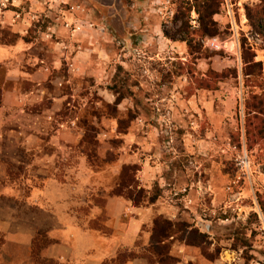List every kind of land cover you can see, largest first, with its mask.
Listing matches in <instances>:
<instances>
[{"label": "rangeland", "instance_id": "1", "mask_svg": "<svg viewBox=\"0 0 264 264\" xmlns=\"http://www.w3.org/2000/svg\"><path fill=\"white\" fill-rule=\"evenodd\" d=\"M89 1L41 6L44 31L62 7L84 8L91 27L79 29L91 30L74 41L76 62L52 30L47 51L32 48L25 60L22 51L9 67L25 74L8 82L16 97L0 109V191L26 199L45 189L50 207L74 212L106 237L102 248L136 256L133 264L155 260L154 222L168 234L160 257L173 264H264V139L248 135L252 96L264 91V0H218L210 37L194 31V10L184 15L193 0ZM163 30L192 34L194 48ZM16 38L0 26L1 41ZM4 76L0 67V85ZM112 198L123 205L110 215ZM47 243L39 238L32 261L25 249L20 261L40 264ZM7 246L0 235V253Z\"/></svg>", "mask_w": 264, "mask_h": 264}, {"label": "crops", "instance_id": "2", "mask_svg": "<svg viewBox=\"0 0 264 264\" xmlns=\"http://www.w3.org/2000/svg\"><path fill=\"white\" fill-rule=\"evenodd\" d=\"M59 1L68 2V0ZM87 2L90 1L87 0ZM44 3H48V0H10L9 9L0 7V26L3 28L7 27L17 37L14 41L9 42L0 40V67L5 69L4 82L0 85L1 99H3L0 109L5 107L7 99L14 100L16 97L15 89L9 87L8 82L14 81L13 83H15V80H18L17 77H23V74H25L24 72H19L16 75L17 77L10 76L9 67L12 65L13 60H19L20 58L17 55L21 54L22 51H24L22 52L24 55L22 57L25 60L30 55L28 50L32 48L42 51L46 50L44 47L48 43L47 36L49 31L55 30L60 33L59 37H62L60 41L55 42V45L65 47V52L71 53L69 55L70 59L72 58L76 62L81 56L80 51H78L81 45H77L74 41L81 40V32L87 33L88 30H91V28L87 29V31L79 29V25L83 23H88V26L91 27L90 22L83 21V18H85L84 13H82L84 8L80 11L78 10L80 6L77 5L78 9L75 10L76 12L68 14L65 7H62L63 15H57V19L48 16V18L51 17L52 19L47 24L46 31H44L41 29V22L44 18L41 11ZM81 16L83 18H80ZM64 22H66L65 28L63 27ZM33 30L36 32L37 37L33 40L30 38L25 40V35ZM73 50L75 53H73ZM42 51H39L41 53L40 57L36 58V61H39L38 67L40 69L44 63ZM34 74H38V71H35ZM26 79L29 80L27 77ZM203 95L200 97L201 102L205 101ZM0 126L2 127L1 121ZM43 190L41 192L31 191V194L26 199H18L11 196L14 194L10 192L11 188L0 191V235L4 244H8L7 252L0 253V264H30L23 260L20 261L21 257H23L22 250H26V258H23L25 260L31 258L32 261V257H34L33 245L39 238H43L48 242L41 250L40 261H38L40 264H49V262L55 264H101L116 257L118 251L116 252L115 250L111 253L101 247L106 241V237L99 236L87 224L79 222L74 212L67 210L69 213L67 211L58 213L56 208L53 209L48 204L47 193L45 189ZM39 201L45 203V205L36 204L40 203ZM119 205L122 206L123 203L118 198L108 199V213L112 215L113 208L117 209ZM18 206L20 214L17 212ZM24 207L27 210H24ZM122 235L124 234L122 233ZM124 241L127 244V239H124ZM135 260L136 258H133L123 264H133Z\"/></svg>", "mask_w": 264, "mask_h": 264}, {"label": "trees", "instance_id": "3", "mask_svg": "<svg viewBox=\"0 0 264 264\" xmlns=\"http://www.w3.org/2000/svg\"><path fill=\"white\" fill-rule=\"evenodd\" d=\"M183 2V0H181ZM185 9H184V15L188 16L191 12V10H194L198 14V21H199V27L197 29H194V31L200 34V36H213L217 32V26L216 23L213 20V15L218 11L219 8V1L218 0H193L192 3L185 2ZM188 25V24H187ZM190 26V25H188ZM163 33L166 37L170 38L171 40H181L186 41L187 46L191 49L194 48L195 42L192 34H190L189 37H181L176 38V36L172 34H168L167 30H163ZM186 33V32H185ZM193 42V44H192ZM0 99H1V91H0ZM250 107L253 109L251 111L253 113V119L256 124L255 128L249 127L248 124V135L251 136L254 132H256V137L261 139H264V91L260 94L253 95L252 96V102L250 103ZM246 109H248L246 107ZM249 115V114H248ZM248 123H252L250 120ZM128 167H125L122 170L123 174V180H125V175L128 174ZM122 185H124V182L122 181ZM118 195L119 193H115ZM131 195V193H130ZM131 197V196H130ZM140 195H138V198ZM156 198V196H153L151 198V201H153ZM138 201V200H137ZM165 227H162L161 222H154L153 227V235L152 239L154 240V246L153 250L156 255L155 260L151 259L152 256L147 257V264H173L174 258L167 255V257L162 258L161 250L164 251V247L162 244H160L161 237H168V234H166V230H164ZM165 252V251H164ZM118 259L119 264H123L128 260H131L133 258H136V256L132 255H120L117 252L116 255ZM120 256H122L120 258ZM105 262V261H104ZM103 263V262H102Z\"/></svg>", "mask_w": 264, "mask_h": 264}, {"label": "built area", "instance_id": "4", "mask_svg": "<svg viewBox=\"0 0 264 264\" xmlns=\"http://www.w3.org/2000/svg\"><path fill=\"white\" fill-rule=\"evenodd\" d=\"M72 8V6H70ZM211 45H214V42L211 41L210 42ZM239 161H240V164H241V167H246L247 164H248V159H247V156L246 155H242L239 157Z\"/></svg>", "mask_w": 264, "mask_h": 264}]
</instances>
